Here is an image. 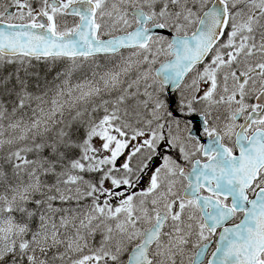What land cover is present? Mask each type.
Instances as JSON below:
<instances>
[{
    "label": "snow or ice",
    "instance_id": "snow-or-ice-1",
    "mask_svg": "<svg viewBox=\"0 0 264 264\" xmlns=\"http://www.w3.org/2000/svg\"><path fill=\"white\" fill-rule=\"evenodd\" d=\"M0 264H264V0H0Z\"/></svg>",
    "mask_w": 264,
    "mask_h": 264
}]
</instances>
